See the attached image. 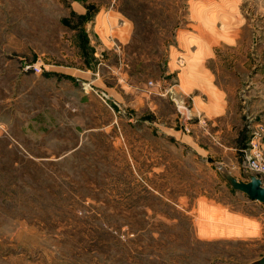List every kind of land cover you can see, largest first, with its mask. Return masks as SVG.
Masks as SVG:
<instances>
[{
    "label": "rangeland",
    "instance_id": "rangeland-1",
    "mask_svg": "<svg viewBox=\"0 0 264 264\" xmlns=\"http://www.w3.org/2000/svg\"><path fill=\"white\" fill-rule=\"evenodd\" d=\"M262 30L264 0H0V264H264Z\"/></svg>",
    "mask_w": 264,
    "mask_h": 264
},
{
    "label": "crops",
    "instance_id": "crops-1",
    "mask_svg": "<svg viewBox=\"0 0 264 264\" xmlns=\"http://www.w3.org/2000/svg\"><path fill=\"white\" fill-rule=\"evenodd\" d=\"M243 24V22H238V25H240L239 28H241ZM257 35L258 37L259 35H262L261 44L264 46V32L260 34L257 32ZM256 57L261 62V66L259 65L257 70L251 73V77L247 76V79L245 78L244 80L238 82V86L236 88V117L238 119H242L245 114H247L252 121L251 128H256L258 126L264 128V50H261V53L259 52ZM249 58L250 57L247 58L248 61H250ZM216 76L219 77V75ZM212 83L211 93H215L216 99L211 100L209 97H206V106L208 109L207 114L211 117L207 120L209 121L208 127L212 129L210 132L214 135V137L211 138L212 141H214L212 145L215 144L216 146H214L219 151L210 153L209 159L223 158L226 156L225 152L232 150V147L228 145L227 137L224 136V134L230 132L231 128L227 122L230 115L228 108L229 93L221 80ZM252 141H254V138ZM258 144L260 146L259 149L264 156V133L260 135ZM249 182H251V180ZM261 186L264 187L262 182Z\"/></svg>",
    "mask_w": 264,
    "mask_h": 264
},
{
    "label": "water",
    "instance_id": "water-1",
    "mask_svg": "<svg viewBox=\"0 0 264 264\" xmlns=\"http://www.w3.org/2000/svg\"><path fill=\"white\" fill-rule=\"evenodd\" d=\"M239 184H236V186ZM253 199L264 203V187L261 186V181L255 177L251 178V182L248 184H241L238 186ZM264 261V259L262 260Z\"/></svg>",
    "mask_w": 264,
    "mask_h": 264
},
{
    "label": "built area",
    "instance_id": "built-area-1",
    "mask_svg": "<svg viewBox=\"0 0 264 264\" xmlns=\"http://www.w3.org/2000/svg\"><path fill=\"white\" fill-rule=\"evenodd\" d=\"M35 72L39 73L40 69L33 66ZM247 169L257 174L264 175V160L259 154H256L254 157H249L247 160Z\"/></svg>",
    "mask_w": 264,
    "mask_h": 264
}]
</instances>
